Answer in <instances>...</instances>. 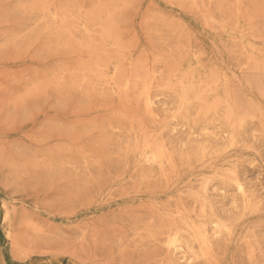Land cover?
Returning <instances> with one entry per match:
<instances>
[{"label":"rangeland","instance_id":"obj_1","mask_svg":"<svg viewBox=\"0 0 264 264\" xmlns=\"http://www.w3.org/2000/svg\"><path fill=\"white\" fill-rule=\"evenodd\" d=\"M0 264H264V0H0Z\"/></svg>","mask_w":264,"mask_h":264},{"label":"bare ground","instance_id":"obj_2","mask_svg":"<svg viewBox=\"0 0 264 264\" xmlns=\"http://www.w3.org/2000/svg\"><path fill=\"white\" fill-rule=\"evenodd\" d=\"M184 71V70H183ZM181 79V78H180ZM182 84V83H181ZM183 91V90H182ZM180 94H182V93H180ZM183 96H185V95H183ZM184 100V99H183ZM185 101V100H184ZM186 102V101H185ZM184 103V102H183ZM183 105V104H182ZM154 157H155V159H157L158 158V156L157 155H154ZM174 237V236H173ZM203 242V241H202ZM181 249V248H180ZM204 250V249H203Z\"/></svg>","mask_w":264,"mask_h":264}]
</instances>
